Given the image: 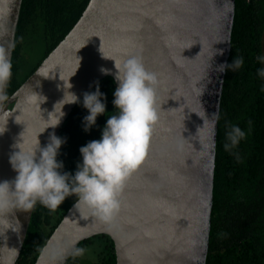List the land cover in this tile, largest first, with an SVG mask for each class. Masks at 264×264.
I'll use <instances>...</instances> for the list:
<instances>
[{
  "label": "water",
  "instance_id": "water-1",
  "mask_svg": "<svg viewBox=\"0 0 264 264\" xmlns=\"http://www.w3.org/2000/svg\"><path fill=\"white\" fill-rule=\"evenodd\" d=\"M23 2L0 0V46L11 48V62ZM235 14L236 0H91L38 70L0 102V182H12L17 173L10 157L22 139L25 147L38 146V140L47 147L85 93L107 78L118 87L113 60L137 56L158 76L153 87L159 120L114 223L81 217L73 206L44 249L50 242L78 240L79 247L108 236L117 264H207L219 133V122L213 130L207 119L221 111L227 71L216 69L229 64ZM66 91L79 103L65 104L60 124L45 130ZM35 95L44 98L40 109ZM35 208L0 219V264L18 263ZM44 249L36 264H47Z\"/></svg>",
  "mask_w": 264,
  "mask_h": 264
},
{
  "label": "trees",
  "instance_id": "trees-1",
  "mask_svg": "<svg viewBox=\"0 0 264 264\" xmlns=\"http://www.w3.org/2000/svg\"><path fill=\"white\" fill-rule=\"evenodd\" d=\"M90 1L24 0L8 99L69 35ZM261 56H264V0H236L229 64L235 57H242L244 64L235 72L227 71L222 96L207 264H264V78L258 75L264 64L257 59ZM99 88L106 98L102 101L106 110L97 117L95 126L84 131L88 112L82 99L62 128L59 138L64 142L57 155V161L63 163L62 173H75L77 164L82 163L79 149L99 140L108 115L115 114V81L107 78ZM248 121L252 122L250 130ZM226 122L246 132L237 149L239 163L223 148ZM76 199L66 198L55 211L36 205L17 264H36ZM79 247L86 249L84 256L71 258L67 264H117L115 245L108 236H98Z\"/></svg>",
  "mask_w": 264,
  "mask_h": 264
},
{
  "label": "clouds",
  "instance_id": "clouds-1",
  "mask_svg": "<svg viewBox=\"0 0 264 264\" xmlns=\"http://www.w3.org/2000/svg\"><path fill=\"white\" fill-rule=\"evenodd\" d=\"M10 54L11 48L0 46V102L7 99L4 90L12 78ZM257 59L264 64V56ZM113 61L115 80L118 82L113 94L115 114L108 115L101 138L90 141L79 149L82 163L77 164L74 174L61 172L63 163L57 161V155L64 141L60 138L52 134L50 143L45 148L40 147L38 138L36 147H25L22 139L23 142L15 146L19 151L10 157V164L17 173L15 180L0 182V219L7 221L8 214L13 210L30 212L38 203L49 211H55L66 198L75 196L77 199L74 208L81 217L88 214L109 226L114 223L121 210L127 181L145 160L159 114L156 104L157 89L153 87L158 82L157 74L147 71L137 56ZM243 64L242 57H235L231 64L220 65L216 70L221 74L226 71L235 72ZM101 72L104 75L111 74L107 69H101ZM258 75L264 78V68L258 69ZM64 87L70 89L72 86L64 83ZM38 98L40 109L44 98ZM105 99L98 83L94 92L84 94L83 107L88 112L84 117L85 132L95 126L98 116L105 114L106 104L102 102ZM76 103H79V98L66 91L64 99L57 104L62 105L59 113L56 105L55 111L45 121L49 125L45 130L60 124L65 104ZM219 120L217 110L207 122L214 130ZM251 124L248 121L249 130ZM225 127L223 148L239 163L241 157L237 149L246 138V132L227 122ZM4 131L5 129L0 131V134ZM77 244L78 240L55 244L50 242L49 247L44 249L47 264H65L69 257L75 259L84 256L86 249L77 247Z\"/></svg>",
  "mask_w": 264,
  "mask_h": 264
}]
</instances>
